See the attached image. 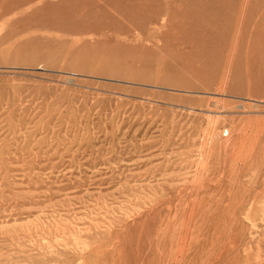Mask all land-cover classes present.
<instances>
[{"label": "rangeland", "instance_id": "1", "mask_svg": "<svg viewBox=\"0 0 264 264\" xmlns=\"http://www.w3.org/2000/svg\"><path fill=\"white\" fill-rule=\"evenodd\" d=\"M0 264H264V0H0Z\"/></svg>", "mask_w": 264, "mask_h": 264}]
</instances>
